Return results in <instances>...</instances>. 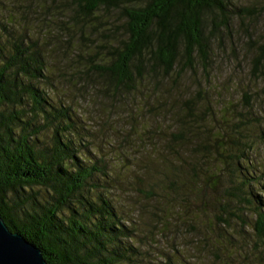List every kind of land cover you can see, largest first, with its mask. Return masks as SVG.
I'll return each instance as SVG.
<instances>
[{
  "label": "rangeland",
  "instance_id": "obj_1",
  "mask_svg": "<svg viewBox=\"0 0 264 264\" xmlns=\"http://www.w3.org/2000/svg\"><path fill=\"white\" fill-rule=\"evenodd\" d=\"M231 1L245 14L218 31L207 24L206 65L196 59L194 68L180 65L169 75L146 72L133 91L114 93L78 54L106 59L102 49L124 36L118 13L102 15L97 22H109L93 28L96 22L70 18L74 0H0L1 23L13 19L12 35H28L27 45L40 47L54 85L45 90L72 105L85 153L105 165L109 197L135 229L129 243L139 264H264L256 215L235 198L233 162L229 168L215 147L202 151L191 137L187 146L173 137L192 101L197 120L211 128L229 133L236 126L251 142V164L264 171V0Z\"/></svg>",
  "mask_w": 264,
  "mask_h": 264
},
{
  "label": "trees",
  "instance_id": "obj_2",
  "mask_svg": "<svg viewBox=\"0 0 264 264\" xmlns=\"http://www.w3.org/2000/svg\"><path fill=\"white\" fill-rule=\"evenodd\" d=\"M74 3L70 18L76 23L96 22L92 27L98 28L109 22L98 23L102 15L118 13L123 19L124 36L102 49L106 59H95L99 52L78 54L88 60L89 72L107 80L105 90L114 93L133 91L146 72L169 75L180 65L182 71L194 68L196 59L206 65L210 49L207 24L218 31L221 25L229 27L233 17L245 14L231 0ZM12 21H0L2 219L11 231L37 245L48 264H139L129 243L135 229L123 224L109 197L112 186L105 165L85 153L86 136L74 108L54 100L45 90L46 84L54 86L47 59L40 47L27 45L28 35H12ZM110 28L107 30L115 35ZM187 109L185 119L176 123L178 133L173 137L186 146L190 143L186 138L191 137L198 141L195 148L202 151L215 147L229 168V160L233 162L235 198L240 206L253 209L255 234L264 239V171L259 172L248 158L251 142L236 126L228 133L225 128H211L202 118L197 120L192 101L187 102ZM181 164H177L176 177ZM229 209L227 206L225 211ZM230 215L242 221L241 216Z\"/></svg>",
  "mask_w": 264,
  "mask_h": 264
},
{
  "label": "water",
  "instance_id": "obj_3",
  "mask_svg": "<svg viewBox=\"0 0 264 264\" xmlns=\"http://www.w3.org/2000/svg\"><path fill=\"white\" fill-rule=\"evenodd\" d=\"M0 264H48L42 250L9 229L0 215Z\"/></svg>",
  "mask_w": 264,
  "mask_h": 264
}]
</instances>
